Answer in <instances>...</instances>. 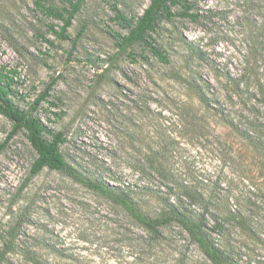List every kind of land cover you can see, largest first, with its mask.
I'll return each instance as SVG.
<instances>
[{
	"label": "rangeland",
	"instance_id": "374dc122",
	"mask_svg": "<svg viewBox=\"0 0 264 264\" xmlns=\"http://www.w3.org/2000/svg\"><path fill=\"white\" fill-rule=\"evenodd\" d=\"M149 1L85 0L58 40L50 27L61 23L34 0H0V69L13 79V102L26 109L49 88L35 115L63 135L67 165L128 188L149 216L160 214L165 187L195 185L207 195L216 182L225 204L215 216L233 220L211 238L231 243L238 264H264V138L250 141L231 126L242 112L235 89L264 93V0H186L197 19L174 7L151 35L166 63L140 45L115 48V35L126 33L115 16L138 17ZM11 128L0 115V237L16 225L18 244L55 264H180L182 256L211 264L178 228L165 231L171 242L141 245L144 231L97 193L47 168L30 177L36 155L24 131L8 138ZM143 157L160 158L154 166L170 177H142ZM147 186L155 194L140 192ZM186 205L209 229L212 207Z\"/></svg>",
	"mask_w": 264,
	"mask_h": 264
},
{
	"label": "trees",
	"instance_id": "16d2710c",
	"mask_svg": "<svg viewBox=\"0 0 264 264\" xmlns=\"http://www.w3.org/2000/svg\"><path fill=\"white\" fill-rule=\"evenodd\" d=\"M60 1L65 6L55 7L50 3V0H34L33 4L41 15L61 23L60 26H51L50 31L54 38L65 40L68 38L67 29L71 26L72 20L79 13L85 0ZM176 6L182 9L181 16L197 19L195 15L189 13L192 6L186 0H150L142 14L133 17L131 20L117 14L115 19L120 28L126 31L125 34H116L114 37L117 53L125 54L136 45H140L146 48L159 62L166 63L163 53L152 44L151 35L155 32L160 21L169 22L174 17L172 9ZM259 54L263 56L264 60V49H259ZM12 84L13 79L0 69V115L12 125L8 138L19 131L25 132L26 140L36 155L30 167V177L47 168L51 171L60 172L82 187L97 193L111 205L120 209L131 224L144 231L146 238L137 237L141 245L151 247L163 242H171L172 238L168 237L165 231L168 232L175 227L187 235L190 244L194 245L211 264H238L237 260L230 255L234 246L226 242L225 239L216 243L210 235L214 233L223 236L225 225L233 220L228 212L222 219L215 216L225 204L222 195L219 193L221 191L218 187L219 184L212 182L208 187L207 195L204 190H200L195 185L177 184L165 187V192L157 193L164 198L162 200L160 197L159 200L162 204L160 214L155 217L149 216L142 211L134 199V193L128 188L109 185L97 179H87L67 165L59 152V146L64 142L63 135L61 133L55 134L47 129L35 115L39 103L44 100L49 88L45 89L44 93L26 109H21L13 102L12 97L15 93ZM235 90L236 96L242 100V112L241 116L236 117L238 120L236 125L232 123L233 130L239 133L242 128L250 141L264 138V115L256 99L257 97L261 98L264 93H258L259 91L251 93L248 89ZM262 98L264 99V96ZM144 108L142 109L144 110ZM146 109L148 110V107ZM159 159L158 157L153 160L149 157H143L139 160L141 161L139 169L142 177H146L147 180H152L154 177L158 179L170 177L169 172L165 173L160 166H154ZM144 165H150L151 168L147 169L143 167ZM142 191L155 194L150 191L148 186L141 187L140 192ZM183 199L189 205L200 203V206L205 207V209L209 206L212 207L209 229V221L204 216L192 215ZM171 200L174 202L171 203ZM17 230V226L13 225L5 232V237H0V264H55L49 260L47 254L20 246L16 239ZM184 261L182 256L179 263L184 264Z\"/></svg>",
	"mask_w": 264,
	"mask_h": 264
}]
</instances>
